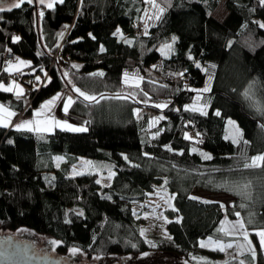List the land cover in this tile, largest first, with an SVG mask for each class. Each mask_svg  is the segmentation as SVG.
I'll return each mask as SVG.
<instances>
[{"label":"trees","instance_id":"trees-1","mask_svg":"<svg viewBox=\"0 0 264 264\" xmlns=\"http://www.w3.org/2000/svg\"><path fill=\"white\" fill-rule=\"evenodd\" d=\"M13 1L0 4L6 9L0 12V84L36 75L49 81L40 86L41 78L35 80L39 86L29 97L0 91V102L21 103L27 114L56 94H71L69 115L83 120L87 130L35 134L0 127V230L48 235L59 241L61 256L71 248L87 256L154 250L190 264H264L255 236V261L251 254L225 258L199 246L209 237L235 242L217 229L222 220L235 221L236 212L248 232L264 227V167L244 168L251 157L264 154V112L256 107L264 108L260 0H156L165 9L158 20L145 0H64L52 9L38 7L44 12L38 15L39 30L33 5L8 11ZM165 43H172V51L163 57L159 49ZM5 53L30 60L26 70L35 73L9 75ZM97 72L104 75H91ZM125 72L143 77L139 88L123 84ZM204 86L210 90L196 91ZM73 87L99 103L85 101ZM117 95L128 98H113ZM157 104L167 106L160 110ZM189 104L203 107L206 115L185 110ZM137 109L159 111L165 120L150 129L147 116L136 117ZM228 120L236 122L247 144L224 137ZM185 133L196 139H185ZM53 156H63L59 168ZM82 158L102 174L112 171L111 183L97 184V173L69 176ZM225 184L232 190L219 186ZM194 190L227 196L232 203L225 207ZM161 193L174 197L173 208L163 211L171 239L144 237L143 220L132 205Z\"/></svg>","mask_w":264,"mask_h":264},{"label":"rangeland","instance_id":"rangeland-1","mask_svg":"<svg viewBox=\"0 0 264 264\" xmlns=\"http://www.w3.org/2000/svg\"><path fill=\"white\" fill-rule=\"evenodd\" d=\"M145 1L147 3V7H151V4L149 2H147V0H145ZM15 2H17V0L13 1V3H15ZM35 2L37 5H41L39 3V0H35ZM46 2H48V0H46ZM38 12H39V9L37 11V14H38ZM257 22L262 23L260 21H257ZM258 27H259V24H258ZM262 29L264 30V28H262ZM115 34L117 36L122 35V34H120V32H117V31L115 32ZM159 53H161L160 49H159ZM166 55H162V56L165 57ZM20 60L25 61V62L28 61V65L26 63V65H24V66H19L20 72H22L25 69L22 72V75H26V74H29L31 72H32V74L35 73L34 70H26L31 65V61L28 59H22V58L16 57V58H14V61L12 62V64L14 66H16L18 64V61H20ZM8 67H9V64L7 65L6 68H8ZM7 72L9 75H14L15 73H17V71L15 72V70H10ZM37 77L41 78L40 76L36 75L35 80H37L36 79ZM9 82H12L16 85H19L23 89V93H24V90L26 91V86L23 85L20 81H17L16 79L10 78ZM140 82L141 81H139V84H140ZM35 87H37V85L33 86V88H35ZM205 87L206 86L201 87L196 91L199 92L200 90L204 89ZM200 92H202V91H200ZM192 106L200 108V106L195 105V104H189L188 105V107H192ZM164 108L165 107L159 108V109L163 110ZM39 109H40V107L34 108V109H32V111H38ZM197 112L200 113V111H197ZM59 114H62L61 110L59 111ZM143 116L148 117V119H149L148 127L150 129L156 128L158 126L159 122H161L162 120H165L163 114L159 111L154 112V111H151L148 109H141V110L139 109V116H137V114H136V117L142 118ZM158 117H163V119H160L154 126L150 125V121H152L153 118H158ZM66 118H68V116H65V115L60 116V117L57 116V118L55 120L65 122V120H67ZM34 119L44 121L46 118H43V116H40V117H34ZM228 121L226 124L227 127H226L224 137H226V136L232 137L236 134L235 129L233 128V126L228 124ZM235 125L238 126L236 124V122H235ZM72 126L73 127H84V128H86V126H81V125H79V126L78 125H72ZM53 128H56V127H53ZM53 128H51L50 131H47V133L50 134L51 132H53L55 130ZM61 130L62 129L60 128V131ZM64 131H67V130H64ZM68 132H71V131H68ZM77 133H82V132H77ZM35 134H45V132H35ZM156 136L157 135L155 133L151 134L152 138H154ZM228 140H230L232 142L231 138H229ZM57 157H59L60 159L59 160L56 159ZM63 161H64V158L61 156H53L52 157V162H54V165L57 168L60 167V165L62 164ZM74 172L82 173V174L75 175ZM95 173H97L99 175L100 185L104 186V187L108 186L111 183L112 178L115 175V174L112 175L111 179H109L108 177H109L110 172H107L106 174H102L100 172V168L97 166V164H95L90 159L82 158L78 161V163L74 164L72 170L69 173V176L73 177V176H81L84 174H95ZM111 173H113V172L111 171ZM193 192H194V195H196L197 197H200L203 199L206 198V199L212 200V201L216 200V201L222 202V204L225 207L226 206L229 207L232 203V201L227 196L225 197L222 195H209L205 192L203 193V192H199L197 190H194ZM170 198H171V196L168 194H165V193L151 194L145 202L140 203V204L134 203L132 205L134 208L135 215L140 216L141 219L143 220L141 227H142V229L145 230L144 234H143L144 237H148V236H152V235L153 236H160V237H163V236L167 237L168 236L167 226H166L167 220H166L165 216L163 215V211L165 209H172L173 208L172 199H170ZM165 200H168L169 202L165 203ZM239 219H240V217H239ZM253 232L254 231L249 232L250 233L249 239L252 240L253 246L256 248V252H257V245L254 241L255 235H252ZM1 236L14 237L15 239H17L20 242L23 241V242L30 243V244L34 245L37 250H44V252L49 253V254L57 253L56 250H57V246L59 244V241L49 237L48 235L43 236V235H40L36 232H31L30 230H28L26 228L11 230V231L0 230V237ZM228 237H230V236H228ZM231 238L235 239V242H228V243L233 244L232 248L226 249L224 252H220V251H214V252H219V253L223 254L225 258L233 257L236 255L238 257L242 256V255H248V254L250 255V253L247 250H243L242 254L238 255V253L241 252V249H239L237 247V244H243L244 243L242 236L231 237ZM202 240L207 241L208 238L199 240V246H200V242ZM256 240H257V243H259L258 237H256ZM51 241H57L58 244L53 245L51 243ZM211 247L212 246H209V247H205L203 249L211 250ZM69 250L67 251L66 255H62V258L68 264H190V262L186 258L178 257L176 255L161 253V252L154 251V250L145 251V252H142L140 254H131V255L130 254H123L120 256L119 255H109V256H89L88 255L87 256L84 252L80 251L79 249H78L79 251L75 255H73ZM144 253H147L148 255H144ZM261 254L264 255V253H262V252H261ZM257 255H258V253H257Z\"/></svg>","mask_w":264,"mask_h":264},{"label":"snow or ice","instance_id":"snow-or-ice-1","mask_svg":"<svg viewBox=\"0 0 264 264\" xmlns=\"http://www.w3.org/2000/svg\"><path fill=\"white\" fill-rule=\"evenodd\" d=\"M64 0H48V2H46V0H39V3L41 5H43L44 7L48 8V9H52L54 7L55 3H63ZM147 2H149L152 6L153 9L156 10V14H155V19H160V16L163 14V12L165 11V9L163 7H161L156 0H147ZM24 3H33V0H17V2L12 3L11 7L8 8V11H11L14 8H20ZM261 5H264V0H260ZM6 9L4 7H0V12L5 11ZM38 15L40 17H43L44 12L41 11L38 13ZM260 28H264V23H259ZM67 27V26H65ZM117 32H119V29H117ZM145 34H147L146 30H145ZM60 36L63 35V33L59 34ZM19 37H13V40H18ZM176 41V37L173 36L172 37V42L174 43ZM100 51H104L103 46H101ZM172 51V43H165L164 45L161 46L160 48V52L162 55H166L168 52ZM9 67L5 69V71H10V70H15V71H19V66H24L26 65L25 61H18V64L16 66H14L12 64V62H8ZM73 68H78V65H73ZM197 67H199V64L197 65ZM214 67V66H212ZM67 75V74H66ZM92 76H103L104 73L103 72H97V73H92ZM176 75L179 76H183V73H177ZM37 80H39L40 78L37 77ZM143 79V77H139L138 74L136 73H132L131 75L128 72L124 73L123 76V84L126 86H130V87H136L139 88L140 84L139 81H141ZM0 89H2L3 91H13V89H15V95L17 97V99H19L22 95H23V89L16 84H13L12 86L9 87H5L4 85L0 84ZM74 92L77 93L78 96L83 97V99L85 101H89L90 103H99V100L97 99V97L95 95H89L88 93L81 91V89L73 87L72 89ZM210 89L209 87H205L204 89L200 90L202 92H208ZM130 95V94H129ZM145 95H147L145 93ZM245 96L246 98H250L249 97V92L246 91L245 92ZM105 97H103V95H101V99H103ZM116 99H127V96H119L117 95L116 97H113ZM60 99V94H57L56 96L52 97L50 100L45 101L43 104L40 105V109L38 111L33 112V116L34 117H40L43 116L46 112H48L51 107L55 104V102ZM145 103H147V100L144 101ZM72 103H74L73 98L72 97H68L67 100L64 103V110L65 112H67L68 108L72 105ZM166 104H157L155 105V107L158 108H163L166 107ZM206 107V105L204 106ZM258 111L264 112V108L260 107V106H256ZM188 111H200L202 115H206V112L203 111V107L197 108L195 106L192 107H188L186 106V109ZM134 112L137 114V116H139V110H134ZM0 113H3L4 116H0V124H2L4 127L8 126V122H7V118L15 115V113H12L10 111H8L7 108L4 107V105H0ZM217 116L220 115L219 111H217L215 113ZM160 119H163V117H158V118H153L152 121H150V125H155ZM228 124L233 126V128L235 129V135L232 137H228L226 136V139L231 138L232 143L233 144H239L243 141L244 144H247L248 141L243 140V133L241 132V130L239 129L238 126L235 125V122L232 120L228 121ZM53 127H59L62 130H67V131H73V132H83L86 131V128L83 127H73L72 125L68 124L67 122H61L59 120H55L54 118L48 120L45 119L44 121L38 120V119H32V120H24L21 121L20 124L16 125L17 129H22V128H26L28 131H36V132H46V131H50L51 128ZM158 134V133H157ZM199 135V134H197ZM184 138L185 139H192L187 133L184 134ZM171 150V149H169ZM193 152H196L197 149L193 148L192 149ZM145 155L147 156L148 154L145 153ZM202 157L205 160H209L211 159V156L205 153H201ZM56 159H60L59 157H57ZM125 159L127 160L128 158L125 157ZM260 167H264V154L261 155H256L250 158V162L249 163H245L244 164V168H260ZM75 175H80L82 173H76L74 172ZM112 175H114V173L109 174V179H111ZM97 184L100 183L99 180L96 181ZM165 183H167V181H165ZM221 187H224L225 190L227 191H231L232 189L229 188L226 184L225 185H219ZM245 188L247 187V185L244 186ZM191 199H197L196 197H190ZM170 199H174V197H171ZM168 200H165V203H168ZM205 203H208V201H205ZM171 206V205H170ZM221 207H224L223 205H221ZM241 207H244V205H241ZM175 210V209H173ZM82 214V213H81ZM235 216L237 217V219L235 221H229L227 219L220 221L221 227L217 229V232L224 235V236H230V237H237V236H242L243 237V244H237V247L239 249H241V252L238 253L242 254L243 250H247L251 256L253 261H255L256 259V248L253 246V242L252 240L249 239L250 233L246 230L245 228V223L244 221H242L241 219H239L240 217V213L236 212ZM249 223H252V220L249 219ZM144 229H141V235L144 234ZM166 235V234H165ZM252 235H255L256 237L259 238V247H260V251L262 253H264V227H261L259 229L254 230V232L252 233ZM168 239H171V237H167ZM51 243L53 245L58 244L57 241H51ZM146 243L150 244L152 247H155L156 245L152 244L151 241H146ZM133 247H136V245H132ZM211 247V250L213 251H220V252H224L226 249L232 248L233 244L232 243H224L219 239H213L212 237H209L207 241H201L200 242V247L201 248H205V247ZM73 255H75L79 250L76 248H72L69 250ZM144 255H148L147 253H144ZM204 264H209V262L204 261ZM225 264H229L228 261H225ZM240 264H245V262L243 260L240 261Z\"/></svg>","mask_w":264,"mask_h":264},{"label":"water","instance_id":"water-1","mask_svg":"<svg viewBox=\"0 0 264 264\" xmlns=\"http://www.w3.org/2000/svg\"><path fill=\"white\" fill-rule=\"evenodd\" d=\"M2 0H0L1 4ZM36 16V27L39 30L37 14L38 5L32 3ZM40 40V37H39ZM0 264H68L58 253L49 254L44 250H37L34 245L20 242L14 237H0Z\"/></svg>","mask_w":264,"mask_h":264},{"label":"crops","instance_id":"crops-1","mask_svg":"<svg viewBox=\"0 0 264 264\" xmlns=\"http://www.w3.org/2000/svg\"><path fill=\"white\" fill-rule=\"evenodd\" d=\"M38 6L41 7L42 9L46 8V7H43L42 5H38ZM117 37L120 38V39L123 38L122 35L121 36H117ZM14 58H16V57H14ZM26 63L28 65V61H26ZM19 73H21V72L20 71H17V74H19ZM45 80L46 81L43 84V86L48 83V81H49L48 76H47V78ZM1 84L4 85L5 87H9V86H12L14 83L8 81L6 83L4 82V83H1ZM0 91L3 92V93L13 94V96L16 97V95H15V89H13V91H3L2 89H0ZM59 94H60V99H58L55 102V104L51 107V109L43 115V118H46V119L49 120V119H52V118L56 119L57 116L60 117V116H64L65 115V116H68V118H66L67 120H65V122H67L68 124H70V125L71 124L72 125H78V126L79 125L86 126V123L83 120L81 121L80 119H77V118L72 117V116L69 115V111L68 110H69L70 107L68 108L67 112H65V110H64V103H65V101L67 100V98L69 96L72 97V98H73V96L71 94L70 95H65V94H61V93H59ZM56 95H54V96H56ZM25 96H26V91L24 90V93H23L22 97H25ZM54 96H52V97H54ZM22 97H20V98H22ZM52 97L48 98V100H50ZM48 100H46V101H48ZM0 105H4V107L7 108L8 111H10L12 113H15V115L7 118L8 126L7 127H4L2 124H0V127L1 128L6 129V130L8 129V130H16V131L17 130H19V131H28L26 128L17 129L16 128V125L17 124H20L21 121L34 119L33 112H35V111L30 110L29 113L25 114V109L24 110L23 109H20L22 107L21 103H18V104H16V106H13V104L11 105L10 103H7V102H5V103L0 102ZM60 110L62 111V114H59V111ZM0 116H4V114L3 113H0ZM53 129L60 130L59 127H56V128H53ZM31 132L35 133L36 131H31ZM45 134H49V133H47V131H46ZM61 157H63V156H61Z\"/></svg>","mask_w":264,"mask_h":264},{"label":"built area","instance_id":"built-area-1","mask_svg":"<svg viewBox=\"0 0 264 264\" xmlns=\"http://www.w3.org/2000/svg\"><path fill=\"white\" fill-rule=\"evenodd\" d=\"M141 27V24L139 23L136 27V31L139 30V28ZM60 51V49L58 50V52ZM57 52V53H58ZM14 61V56L12 53H5L4 56H3V69H5L8 65V62H12ZM47 77V76H46ZM46 77L44 78H41V83H40V86H43V84L45 83V79ZM10 79V78H9ZM8 79V81H9ZM17 81H20L23 85L26 86V97H29L30 95H32V93L34 92V88L33 86L34 85H39L37 81H35L34 78L32 77H28L26 79H20V80H17ZM191 138H195L196 139V136L195 134H191L190 136Z\"/></svg>","mask_w":264,"mask_h":264}]
</instances>
